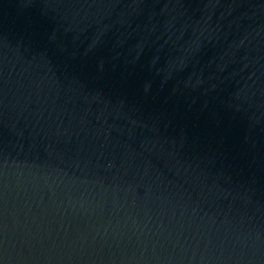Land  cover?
<instances>
[{"label":"water","instance_id":"95a60500","mask_svg":"<svg viewBox=\"0 0 264 264\" xmlns=\"http://www.w3.org/2000/svg\"><path fill=\"white\" fill-rule=\"evenodd\" d=\"M0 264H264V0H0Z\"/></svg>","mask_w":264,"mask_h":264}]
</instances>
